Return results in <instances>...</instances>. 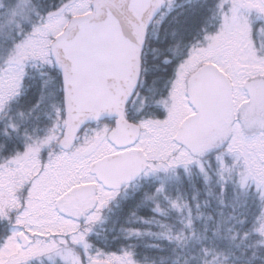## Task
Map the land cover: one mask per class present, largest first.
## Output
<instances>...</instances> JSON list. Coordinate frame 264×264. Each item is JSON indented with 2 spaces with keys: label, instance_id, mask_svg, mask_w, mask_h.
<instances>
[{
  "label": "snow or ice",
  "instance_id": "6c2138e0",
  "mask_svg": "<svg viewBox=\"0 0 264 264\" xmlns=\"http://www.w3.org/2000/svg\"><path fill=\"white\" fill-rule=\"evenodd\" d=\"M0 264H264V0H0Z\"/></svg>",
  "mask_w": 264,
  "mask_h": 264
}]
</instances>
